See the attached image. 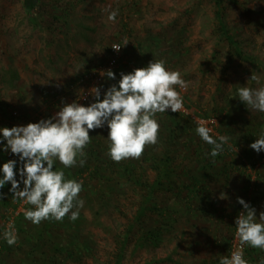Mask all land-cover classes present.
Masks as SVG:
<instances>
[{"label":"rangeland","instance_id":"rangeland-1","mask_svg":"<svg viewBox=\"0 0 264 264\" xmlns=\"http://www.w3.org/2000/svg\"><path fill=\"white\" fill-rule=\"evenodd\" d=\"M33 1L0 0V100L9 105L6 114L0 108V129L26 126L52 117L65 103L78 102L91 92L93 79L98 80L100 99H103L107 89L119 83L121 73L147 67L154 59L163 60L168 70L178 71L186 81L184 96L190 112L203 116L201 113L206 111L218 118L213 137L224 135L229 141L221 152L219 176L211 178L203 190L211 204H203L204 200L197 198L193 208L188 209V200L165 188L159 191L157 200L165 211L161 215L151 212L143 221V228L155 229L157 235L137 248L134 246L140 233H136L124 264L167 256L176 252L177 244L180 247L172 255L177 261L151 264H219L222 257L230 258L237 230L235 220L244 210L238 197L255 208L257 217L264 211V151L252 149L253 156L247 153L250 145L264 134V112L248 109L238 96L240 87H264V0H237L243 5L226 1L225 20L238 47L216 32L214 0H78L68 24L50 44L43 31H34L25 22L24 4ZM111 11L118 12L115 21L108 19ZM125 39L129 42L121 56H113L111 44ZM109 69L115 73V79L101 75ZM92 72L97 75L83 79ZM253 74L258 82L250 79ZM94 101L90 94L86 106ZM154 118L160 129L170 123L165 112ZM176 118L180 127L193 124L186 117ZM89 131L100 139L99 159H86L90 167L80 177L74 174L81 168L79 164L65 168L54 159L58 166L54 169L63 170L66 179L83 181L79 199L84 201V206L75 221L70 213L62 221L48 219L52 223V235H45L41 227L47 220L36 225L25 218L24 211L33 206L13 199L9 191L11 183L0 189L4 194L0 199V264H78L75 258L79 257L89 264H106L113 257L119 232L136 211L139 192L126 175L116 173L113 164L105 161L111 143L107 124ZM180 135L170 145V156L172 165L183 163L189 176V170L205 156L206 150L198 149L195 143L198 138L187 139L190 134L184 130ZM156 147L164 152L165 142L157 143ZM4 153L6 160L0 153V169L9 160L17 161L14 171L19 180L22 166L19 156L10 149H4ZM144 156L143 152L139 159L129 158L125 162L143 165L153 179L157 172L152 161ZM3 175L0 170V179ZM255 195L259 197L253 202ZM169 212L177 214L178 221L172 229L165 226L158 230L161 221L170 216ZM257 222H260L258 218ZM9 224L15 227L18 236L13 246L3 236ZM49 238L74 250V256L53 251L46 260H41L42 249L38 246L50 241ZM246 246L249 250L244 252L245 260L251 254L254 256L252 249L260 260L264 257V250ZM258 263L259 260L253 264Z\"/></svg>","mask_w":264,"mask_h":264},{"label":"clouds","instance_id":"clouds-1","mask_svg":"<svg viewBox=\"0 0 264 264\" xmlns=\"http://www.w3.org/2000/svg\"><path fill=\"white\" fill-rule=\"evenodd\" d=\"M117 11H111L108 19L115 21ZM125 39L123 45L113 44L111 47L119 51L128 44ZM108 79H115V73L109 69L101 72ZM251 80L258 82V77L252 75ZM187 87L186 81L178 71L168 70L163 60L150 61L147 67L136 68L129 73H121L118 84H112L101 97L99 87L91 89L95 101L88 106L78 102L65 103L59 111L48 119H41L36 123H28L11 128L0 129V142L6 140L5 150L10 149L19 156L21 167L20 179L16 178L14 168L17 161L9 160L3 164V178L0 179V189L8 182L9 191L13 199L25 201L33 208L24 211V216L33 224L54 219L62 221L67 214L75 221L79 216V209L84 201L79 199L83 181L66 179L63 170L54 169V159L65 168H71L86 163V145L91 142L89 130L102 128L107 124L109 133L108 155L115 162L125 159H139L147 145H155L158 140L160 125L154 117L157 113H164L171 109L180 112L183 100L175 89ZM239 99L248 109L264 112V87L252 89L240 87ZM196 132L199 137L212 145L210 155L216 157L224 151L229 137L210 135L211 129L203 121H197ZM250 147L257 152L264 151V134H261ZM79 157V159H78ZM21 183L23 187L21 188ZM4 194L0 193V199ZM243 206L235 220L236 233L241 245H250L264 249V211L256 215L243 198L238 197ZM73 209H76L73 211ZM257 218L260 222H257ZM9 246L18 241L16 229L9 224L3 233ZM219 264H248L241 251L231 253V257H222ZM260 264H264L261 259Z\"/></svg>","mask_w":264,"mask_h":264},{"label":"trees","instance_id":"trees-1","mask_svg":"<svg viewBox=\"0 0 264 264\" xmlns=\"http://www.w3.org/2000/svg\"><path fill=\"white\" fill-rule=\"evenodd\" d=\"M25 1V0H24ZM28 1V0H26ZM226 1L228 2H236L238 4L243 5L242 2L237 0H214L215 4V19L216 23V32L221 35L223 38H225L231 45H234L235 47H238L237 40L235 39V36L233 33H231L230 27L228 26L226 20H225V4ZM78 5V0H34L30 5L28 3L24 4L25 6V12H24V18L25 22L28 25H31V28L34 31H43L46 36L48 37V44L52 43L55 39L57 33L62 30V28L68 24V17L70 16V12H74V8ZM240 47V46H239ZM240 49V48H239ZM241 52V50H239ZM4 104V105H3ZM0 108L4 110V113L6 114V107L9 105L5 101L0 100ZM158 114V113H157ZM156 114V116H157ZM165 114H168L170 117V123H166L158 132V140L157 143L159 144L161 141L165 142L166 148L164 152L159 151L155 145H147L145 147L144 153H145V159H148L152 161L153 168L156 170V174L153 179H150L147 175V171L144 169L143 165H136V163H126L125 160H122L120 162H115L109 158H106L105 161H108L109 163L113 164V168L115 169V172L120 175H126V177L129 179L130 182L134 184V187L139 192V202L136 207V211L131 214V216L128 217V221L126 226L119 232L120 239L116 241L115 249L113 252V257L109 258L106 262V264H124V260L126 257L127 249L130 245V242L132 241V237H136V233H140L139 237L136 238V243L134 247H139L146 241H151L153 237L157 235V231L155 229H147L145 230L143 228V221L147 214H150L151 212H157L160 215L165 211V207L162 206L157 200V194L162 189H167L172 191L175 194H178L181 198L184 200H188V209L193 208V201L195 199L199 198L201 200H204L203 204L210 205L211 202L208 201L209 196L203 194V190L209 185L208 182L212 179H215L219 176V167L220 163L219 160L222 158L223 153H220L216 157H212L210 155L212 145L207 144L204 142L199 135L196 132L197 124L196 122L189 116L185 115L180 112H172L171 110L165 111ZM203 116H210L208 112L201 113ZM176 116H183L188 118L192 125L189 123L182 127H180V120L176 118ZM181 130L187 132L190 134V139L194 141V138H198L199 140L196 143L198 144V149L200 151H205V156L200 157L199 161H197L192 169H190V175H187V170L184 168V164H176L175 166L172 165L171 160V146L172 143H174L175 140H178L181 138ZM89 135L91 137V142L86 145L84 151L86 153L85 159L88 160H94L99 159V143L100 139L96 136H94L90 131ZM212 135V134H210ZM215 136V135H213ZM0 137H2V134H0ZM167 143L169 144V147H167ZM6 143L0 142V153L2 156L5 157L6 160V154L4 153ZM203 147L205 150H203ZM254 150L252 148L249 149L247 152L250 156H253ZM203 154V153H202ZM201 154V155H202ZM88 162V161H87ZM55 163V161H54ZM58 166L54 164V168H57ZM90 167L89 162L84 164L80 169H77L75 171V175L80 177L87 168ZM139 167L141 168V172L139 170ZM93 169L95 167L93 166ZM225 169V168H223ZM143 170V171H142ZM180 173V175L178 174ZM192 173V174H191ZM95 174L98 175V171H95ZM74 175V177H75ZM187 175V176H186ZM182 176V177H181ZM100 177L103 178V176L100 175ZM185 177H189L191 180L189 182L186 181ZM248 182H251V176H247ZM257 187V190L259 188V184H255ZM184 191L186 193L184 194ZM186 197V198H185ZM258 195H255L252 198L253 202H256L258 199ZM179 199V198H178ZM201 206V205H199ZM168 209V206H167ZM169 215H167L165 220L161 221V226L157 228L158 230L165 229V226H167V229H172L176 222L178 221L177 214H173L169 212ZM176 217V218H174ZM51 222L45 221L42 225V233L45 235H52L51 231ZM160 230V231H161ZM52 240L43 241L41 244H39V248L42 249L41 252H39V258L41 260H46L49 256L48 254L50 252H57V253H66L69 256H74L73 251H71V248L64 246L61 244L58 240L55 238H49ZM180 244L176 245V252L179 249ZM135 249V248H133ZM246 251L249 250V248L246 246ZM264 250V249H262ZM255 252L254 256L251 254L249 256V260L246 259L248 264H253L259 260L258 254L256 255V251L253 249L251 250V253ZM175 251H172L167 254V256H161V257H150L146 258L142 262H139V264H151L156 262H167V260H175L172 258V255L176 253ZM263 253L262 251L259 253ZM264 258V257H263ZM261 258V259H263ZM75 261L78 264H89L86 260H84L83 257H79L78 259L75 258ZM260 264V263H258Z\"/></svg>","mask_w":264,"mask_h":264},{"label":"built area","instance_id":"built-area-1","mask_svg":"<svg viewBox=\"0 0 264 264\" xmlns=\"http://www.w3.org/2000/svg\"><path fill=\"white\" fill-rule=\"evenodd\" d=\"M123 40H116L115 42H113L111 44V46L113 44H120V45H123ZM110 46V51H111V54L113 56H116V57H119L121 56L123 50H124V46L121 47V49L119 51H116L115 49H113L112 47ZM97 75V72H92L90 74H87L84 76L83 79H86V78H92L93 76ZM94 87H100L99 86V82L97 79H93L92 82H91V86H90V91L91 89H93ZM178 92H180V95L182 97V100H183V109L180 111V113H183L185 115H189L197 124V121H203L205 126L210 128L211 129V132L210 134L212 135H215L216 134V128H217V124H218V118H216L215 116H199V115H194L190 112L188 106H187V103L185 101V96H184V89H181L180 87H178L176 89ZM91 92L89 93H86L84 96L80 97L78 99V103L82 104V105H85L86 106V103H87V100L90 96ZM95 98V97H94ZM171 110V109H169ZM198 126V125H197ZM14 127V126H12ZM11 128V127H10ZM245 249H246V245H241L240 243V240L239 238L235 235V240H234V243H233V251H236V250H239L242 252L243 254V257H244V252H245Z\"/></svg>","mask_w":264,"mask_h":264}]
</instances>
